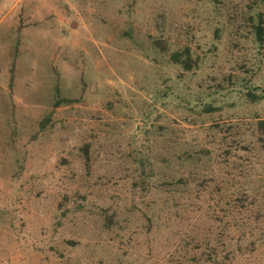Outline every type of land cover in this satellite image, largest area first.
Wrapping results in <instances>:
<instances>
[{
    "label": "rangeland",
    "instance_id": "374dc122",
    "mask_svg": "<svg viewBox=\"0 0 264 264\" xmlns=\"http://www.w3.org/2000/svg\"><path fill=\"white\" fill-rule=\"evenodd\" d=\"M258 15L0 0V264H264Z\"/></svg>",
    "mask_w": 264,
    "mask_h": 264
},
{
    "label": "trees",
    "instance_id": "16d2710c",
    "mask_svg": "<svg viewBox=\"0 0 264 264\" xmlns=\"http://www.w3.org/2000/svg\"><path fill=\"white\" fill-rule=\"evenodd\" d=\"M261 22H263L261 19V15H258L257 23L252 24V32L254 34V39L259 43H262L264 41V29L260 25ZM169 58L172 63L177 64L184 71L191 70L196 64V59L192 58V53L189 46H184L180 50L173 51L170 54ZM246 97L252 102L257 101L259 99L261 100L264 99V91L260 94H255L254 92L248 91L246 93ZM70 102H72L70 99H60L59 101H55L54 106H58V104L60 103ZM258 124L260 126L259 128H262L264 125L261 121H259Z\"/></svg>",
    "mask_w": 264,
    "mask_h": 264
}]
</instances>
